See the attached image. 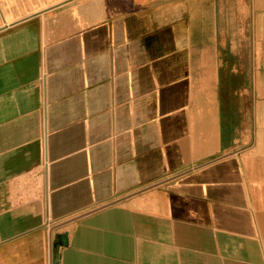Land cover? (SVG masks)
Masks as SVG:
<instances>
[{
  "label": "crops",
  "instance_id": "obj_1",
  "mask_svg": "<svg viewBox=\"0 0 264 264\" xmlns=\"http://www.w3.org/2000/svg\"><path fill=\"white\" fill-rule=\"evenodd\" d=\"M264 264V0H0V264Z\"/></svg>",
  "mask_w": 264,
  "mask_h": 264
},
{
  "label": "water",
  "instance_id": "obj_2",
  "mask_svg": "<svg viewBox=\"0 0 264 264\" xmlns=\"http://www.w3.org/2000/svg\"><path fill=\"white\" fill-rule=\"evenodd\" d=\"M55 264H57V261L55 262Z\"/></svg>",
  "mask_w": 264,
  "mask_h": 264
}]
</instances>
